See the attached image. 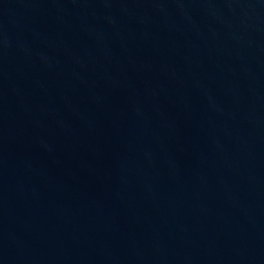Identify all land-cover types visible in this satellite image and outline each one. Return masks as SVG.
<instances>
[{
	"label": "water",
	"instance_id": "water-1",
	"mask_svg": "<svg viewBox=\"0 0 264 264\" xmlns=\"http://www.w3.org/2000/svg\"><path fill=\"white\" fill-rule=\"evenodd\" d=\"M0 264H264V0H0Z\"/></svg>",
	"mask_w": 264,
	"mask_h": 264
}]
</instances>
